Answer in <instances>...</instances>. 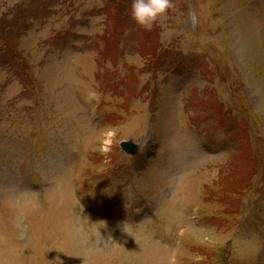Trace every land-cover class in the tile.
<instances>
[{
  "label": "rangeland",
  "instance_id": "obj_1",
  "mask_svg": "<svg viewBox=\"0 0 264 264\" xmlns=\"http://www.w3.org/2000/svg\"><path fill=\"white\" fill-rule=\"evenodd\" d=\"M188 1L112 36V0H0V264H264V0Z\"/></svg>",
  "mask_w": 264,
  "mask_h": 264
},
{
  "label": "clouds",
  "instance_id": "obj_2",
  "mask_svg": "<svg viewBox=\"0 0 264 264\" xmlns=\"http://www.w3.org/2000/svg\"><path fill=\"white\" fill-rule=\"evenodd\" d=\"M174 7L173 0H132L131 17L145 30H152L158 19ZM99 101V94L90 91L86 102Z\"/></svg>",
  "mask_w": 264,
  "mask_h": 264
},
{
  "label": "trees",
  "instance_id": "obj_3",
  "mask_svg": "<svg viewBox=\"0 0 264 264\" xmlns=\"http://www.w3.org/2000/svg\"><path fill=\"white\" fill-rule=\"evenodd\" d=\"M114 2H115V10H116L115 15H113L114 27L111 26L109 28L112 31V36H116L117 35L119 26H121L123 29H125L128 26L134 27L135 24H136L135 21L131 17L132 0H114ZM45 6H47V4ZM43 8H41V6H37V5H34V7H33V9H36L39 12H40L41 9L43 10ZM29 10L30 9L28 7L25 9L26 12L29 11ZM29 15H35V14L30 13ZM153 28H156V26H154ZM153 28H152L151 32H153ZM102 39L107 41V39L105 37H103ZM111 40H113V41L110 42V43L114 44L115 43L114 39L111 38L110 41ZM12 46L9 45V47L6 48V49H9L11 47V50H9V55L13 56V52H14V47L15 46H13V47ZM106 54L108 55L109 52H107ZM9 55L8 54H6V55L1 54L0 58L2 57L3 59H1L0 62L7 63V61L12 60L13 57L9 56Z\"/></svg>",
  "mask_w": 264,
  "mask_h": 264
},
{
  "label": "water",
  "instance_id": "obj_4",
  "mask_svg": "<svg viewBox=\"0 0 264 264\" xmlns=\"http://www.w3.org/2000/svg\"><path fill=\"white\" fill-rule=\"evenodd\" d=\"M122 146L128 153H135L137 151V146L132 142H123Z\"/></svg>",
  "mask_w": 264,
  "mask_h": 264
}]
</instances>
